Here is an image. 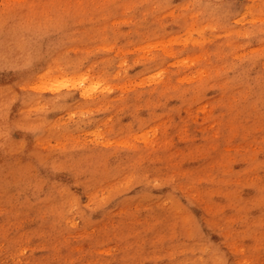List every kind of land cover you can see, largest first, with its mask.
<instances>
[{
    "label": "rangeland",
    "instance_id": "rangeland-1",
    "mask_svg": "<svg viewBox=\"0 0 264 264\" xmlns=\"http://www.w3.org/2000/svg\"><path fill=\"white\" fill-rule=\"evenodd\" d=\"M147 2L0 0V264H264V0Z\"/></svg>",
    "mask_w": 264,
    "mask_h": 264
},
{
    "label": "bare ground",
    "instance_id": "bare-ground-1",
    "mask_svg": "<svg viewBox=\"0 0 264 264\" xmlns=\"http://www.w3.org/2000/svg\"><path fill=\"white\" fill-rule=\"evenodd\" d=\"M146 2H147V0H146ZM147 3H148V2H147ZM155 4H156V3H155ZM221 33H223V32H221ZM220 35H221V34H219V36H220ZM222 35H223V34H222ZM209 40H210V39H209ZM209 40H208V41H209ZM211 45H212V44H211ZM149 61H150V60H149ZM76 66H77V65H76ZM76 66H75V67H76ZM71 67H72V66H71ZM74 69H76V68H74ZM82 77H83V76H82ZM80 80H81V79H80ZM82 81H83V83L87 82L86 79H83ZM78 83H79V82H78ZM78 83L76 82L74 86H77ZM81 83H82V82H81ZM91 83H92V82H91ZM91 83L89 84V86H91ZM86 84H87V83H86ZM38 86H39V85H38ZM87 86H88V84H87ZM34 87L36 88V86H34ZM85 87H86V85H85L84 87H83V85H82L81 87L79 86V90H78V93H80L81 96L83 95V97H84V95L87 94L86 91H84V90L86 89V90L89 92L88 89L90 88V87H89V88L87 89V87H86V88H85ZM93 87H94V85L91 86L92 90H93ZM32 88H33V86H32ZM41 88H43V86H41ZM84 88H85V89H84ZM33 89H34V88H33ZM39 89H40V87H39ZM46 89L48 90V89H51V88H50V87H46L45 90H46ZM58 89H59V88L57 87V88H54L53 90H58ZM35 90H37V88H36ZM40 90H41V89H40ZM43 90H44V89H43ZM90 90H91V89H90ZM50 91L52 92V90H50ZM90 92H91V91H90ZM88 94H89V93H88ZM88 96H89V95H88ZM88 96H87V97H88ZM67 97H69V96H67ZM67 97H66V98H67ZM59 98H60V97H59ZM85 98H86V96H85ZM63 99H64V98H63ZM66 100H67V99H66ZM56 101H58V100H56ZM64 101H65V100H64ZM71 102H72V101H71ZM58 103H59V102H58ZM60 103H61V102H60ZM67 103H70V102H67ZM95 103H96V102H95ZM62 104H63V103H62ZM70 104H71V103H70ZM70 104H69V105H70ZM76 106H77V105H76ZM79 106H80V105H79ZM79 106H78V107H79ZM78 107H77V108H78ZM74 108H75V107H74ZM82 110H83V109H82ZM80 111H81V110H80ZM69 112H70V111H69ZM73 112H75V111H73ZM74 115H75V114H74ZM79 115H81V113H80ZM72 116H73V115H72ZM77 116H78V115H77ZM81 116H82V115H81ZM77 118H79V117H77ZM81 118H83V117H81ZM81 118L79 119L80 121H81ZM71 120H72V119H71ZM82 120H83V119H82ZM84 120H85V119H84ZM77 122H78V121H77ZM77 122H75V123H77ZM81 122H82V121H81ZM83 122L85 123V121H83ZM79 123H80V122H79ZM76 125H77V124H76ZM83 125H84V124H83ZM73 126H74V124H73ZM77 126H78V125H77ZM259 233H260V232H259ZM260 234H261V233H260ZM261 238H262V237H261ZM230 254H231V253H230ZM201 255H202V254H201ZM204 255H205V254H204ZM239 256H240V255H239ZM201 257H202V256H201ZM201 257H200V258H201ZM237 257H238V256H237ZM234 258H235V257H234ZM234 261H235V259H234ZM237 261H238V260H237ZM239 261H240V264H243V263L241 262V260H239ZM235 262H236V261H235ZM199 264H212V261H211V259L208 257V255H206L205 257H202V260H201V261L199 260Z\"/></svg>",
    "mask_w": 264,
    "mask_h": 264
}]
</instances>
